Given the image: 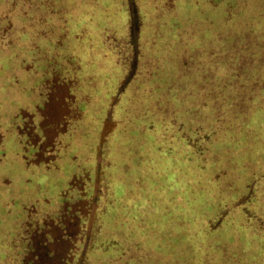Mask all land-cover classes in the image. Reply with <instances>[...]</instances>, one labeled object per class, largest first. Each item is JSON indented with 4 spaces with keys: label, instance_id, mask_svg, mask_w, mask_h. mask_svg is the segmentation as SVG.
<instances>
[{
    "label": "rangeland",
    "instance_id": "374dc122",
    "mask_svg": "<svg viewBox=\"0 0 264 264\" xmlns=\"http://www.w3.org/2000/svg\"><path fill=\"white\" fill-rule=\"evenodd\" d=\"M256 191L264 0H0V264H264Z\"/></svg>",
    "mask_w": 264,
    "mask_h": 264
},
{
    "label": "trees",
    "instance_id": "16d2710c",
    "mask_svg": "<svg viewBox=\"0 0 264 264\" xmlns=\"http://www.w3.org/2000/svg\"><path fill=\"white\" fill-rule=\"evenodd\" d=\"M217 146H219V149L216 152H218L219 155H218V157H216L215 161H217V160H219V161H218V163L214 162V164L217 165V164H219L222 161V163L225 164V166H227L229 163H232L233 160L236 158V156L233 155V153L235 151H232V147H230L229 144H226L225 141H222V138L217 142ZM48 162H50V161H47V162H44V163H48ZM177 163H178V161H177ZM182 166L179 165V167H182ZM227 169H229V166H227ZM261 196H262V194H261L260 191L259 192L258 191L255 192V195L252 198L254 203H252L251 208L253 209V211L258 213V217L260 219H262V218L264 219V211H263L264 208L262 206H260L261 202H259ZM42 218H44V217H42ZM41 221H42V219H40L39 221L37 220V222H39V224H40V226H39L40 231H38V232H42L43 233L42 229L45 227V224H44L43 221H42V224H41ZM251 229H253V228H251ZM254 229H258L259 230V228H254ZM261 229L263 231H261L260 234L257 233L258 234L257 241L260 240L258 243H263V252H264V229L262 227H261ZM47 253L49 254V256L52 254V253H49V252H47ZM34 256L36 257V255H34Z\"/></svg>",
    "mask_w": 264,
    "mask_h": 264
}]
</instances>
